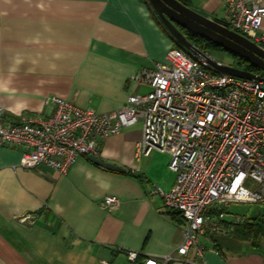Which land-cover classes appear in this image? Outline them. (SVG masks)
<instances>
[{
	"label": "crops",
	"instance_id": "1",
	"mask_svg": "<svg viewBox=\"0 0 264 264\" xmlns=\"http://www.w3.org/2000/svg\"><path fill=\"white\" fill-rule=\"evenodd\" d=\"M186 1L226 23L221 0ZM174 47L141 0H0V106L10 118L44 114L49 98L116 111L130 96L149 92L138 74ZM141 136L138 121L100 141L97 158L124 172L85 156L67 175L43 166L27 170L21 149L0 148V264H142L178 246L185 224L150 195L153 185L169 191L175 174L167 154H136ZM107 196L118 198L115 209L100 206ZM202 242L201 264H264V243L253 247L234 234ZM128 251L140 260L130 263Z\"/></svg>",
	"mask_w": 264,
	"mask_h": 264
},
{
	"label": "built area",
	"instance_id": "2",
	"mask_svg": "<svg viewBox=\"0 0 264 264\" xmlns=\"http://www.w3.org/2000/svg\"><path fill=\"white\" fill-rule=\"evenodd\" d=\"M228 29L260 46L263 0H221ZM204 52L179 47L162 63L137 78L150 90L133 95L109 113L80 109L60 98L45 101L42 115L10 118L0 106V148L21 149L20 166H39L67 175L81 156L98 157L100 141L141 121L137 155L151 149L169 157L175 174L169 191L152 186L168 213H178L183 238L168 255L147 257L142 264H201L203 238L231 236L254 218L229 212L233 204L264 206V73L261 79L239 78L214 70ZM116 196L101 202L104 210L118 205ZM264 218V217H263ZM264 221V220H263ZM130 263L140 254L126 252Z\"/></svg>",
	"mask_w": 264,
	"mask_h": 264
},
{
	"label": "water",
	"instance_id": "3",
	"mask_svg": "<svg viewBox=\"0 0 264 264\" xmlns=\"http://www.w3.org/2000/svg\"><path fill=\"white\" fill-rule=\"evenodd\" d=\"M152 12L158 18L161 26L171 37L175 45L190 52L198 51L184 36L183 31L195 34L225 51L243 59L264 73V48L251 42L245 37L231 31L227 27L195 12L177 0H146ZM209 65L219 73L239 78L261 79L259 76L248 73L242 69L225 65L206 57ZM88 159L105 169L124 172L123 169L89 156Z\"/></svg>",
	"mask_w": 264,
	"mask_h": 264
},
{
	"label": "trees",
	"instance_id": "4",
	"mask_svg": "<svg viewBox=\"0 0 264 264\" xmlns=\"http://www.w3.org/2000/svg\"><path fill=\"white\" fill-rule=\"evenodd\" d=\"M142 2H147L146 0H141ZM179 1L181 4L185 5L188 7L187 1L186 0H177ZM154 17L156 18V20L158 21V23L160 24L158 18L156 17V15L153 13ZM161 25V24H160ZM221 25L225 26L228 28L227 24L222 22ZM184 36L186 37V39L200 52H203V49L206 50H210L213 52H224L225 50L218 47L217 45L195 35L192 34L188 31H183ZM177 48V46H176ZM227 52V51H225ZM230 56H232L234 59H236L238 61V64L240 65V69L254 74V75H261L263 74L262 71H260L259 69H257L256 67H254L253 65H251L250 63L245 62L243 59L227 52ZM172 218L175 220L177 219H181V216L178 213H169ZM264 218L263 216H259L254 218L253 220H251L250 222H245L243 225L237 226L235 228V232L234 235L236 238L242 240V241H247L250 242L251 245L253 247L257 246V241L259 238H264Z\"/></svg>",
	"mask_w": 264,
	"mask_h": 264
},
{
	"label": "rangeland",
	"instance_id": "5",
	"mask_svg": "<svg viewBox=\"0 0 264 264\" xmlns=\"http://www.w3.org/2000/svg\"><path fill=\"white\" fill-rule=\"evenodd\" d=\"M202 51L220 63L240 69L238 61L225 51L213 52L206 49H203ZM229 212L243 217L256 218L263 214L264 207L261 208V206L258 205L233 204L230 206ZM259 243L263 244L264 239L259 238L257 244L259 245Z\"/></svg>",
	"mask_w": 264,
	"mask_h": 264
}]
</instances>
